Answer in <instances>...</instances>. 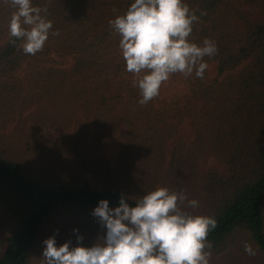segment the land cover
Returning <instances> with one entry per match:
<instances>
[{"label": "trees", "instance_id": "1", "mask_svg": "<svg viewBox=\"0 0 264 264\" xmlns=\"http://www.w3.org/2000/svg\"><path fill=\"white\" fill-rule=\"evenodd\" d=\"M184 2L199 17L189 41L208 38L218 51L204 57L203 79L170 76L186 91L171 94L164 82L140 104L109 25L132 0H32L52 22L35 55L11 42L14 9L0 0V264H46L43 241L53 236L58 246H78L77 236L79 246L103 243L98 202L134 207L159 187L217 219L209 264H264V0ZM107 138L119 143L113 162L97 156ZM209 155L221 169L202 168Z\"/></svg>", "mask_w": 264, "mask_h": 264}, {"label": "clouds", "instance_id": "2", "mask_svg": "<svg viewBox=\"0 0 264 264\" xmlns=\"http://www.w3.org/2000/svg\"><path fill=\"white\" fill-rule=\"evenodd\" d=\"M8 2L14 9L8 23L11 42L20 40L23 53L35 55L52 29V22L42 15L47 8L33 6L32 0ZM198 19L184 0H132L123 15L109 20L120 36L125 70L138 78L133 84L140 90V104L157 97L172 74L190 77L194 73L203 79L208 68L204 57L214 56L218 49L208 38L202 46L189 41ZM198 206L184 192L167 187L145 193L134 207L123 197L114 208L102 199L92 215L106 229L103 243L79 246L83 237L77 236L78 246H70V241L58 246L53 236L43 241L42 257L46 264H209L212 243L207 237L218 222L215 217L185 210ZM244 251L256 255L249 243Z\"/></svg>", "mask_w": 264, "mask_h": 264}, {"label": "rangeland", "instance_id": "3", "mask_svg": "<svg viewBox=\"0 0 264 264\" xmlns=\"http://www.w3.org/2000/svg\"><path fill=\"white\" fill-rule=\"evenodd\" d=\"M28 64H33V63H28ZM24 67H22V69H20L19 71L15 72L13 74V76H17V77H22L24 74ZM210 72V76L213 77L216 73V68H210L209 69ZM165 86H167L170 90V93L173 94L175 92H180V91H186L187 86L184 82L183 79H177V80H172V79H168L164 84L162 89L164 91L165 90ZM16 125V123H13L11 125L8 126V130H6V132H11V130L13 129V127ZM184 129H185V135L187 137V139L190 141L193 138V131L190 128V125L188 122H186L184 124ZM175 144V142L173 141L168 152H170V150L172 149L173 145ZM98 154L97 156H102L107 158L108 160H110L111 162H113L117 156V153L119 151V143L116 141V138L110 139L107 138L104 142H102L99 146H98ZM222 168V165L218 162V160L213 156V155H209L207 156V158L203 161L202 163V168L203 169H209V168Z\"/></svg>", "mask_w": 264, "mask_h": 264}]
</instances>
